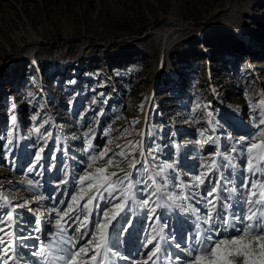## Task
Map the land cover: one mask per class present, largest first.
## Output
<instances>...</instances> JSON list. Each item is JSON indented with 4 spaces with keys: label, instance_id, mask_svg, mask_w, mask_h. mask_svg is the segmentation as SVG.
Instances as JSON below:
<instances>
[{
    "label": "rangeland",
    "instance_id": "1",
    "mask_svg": "<svg viewBox=\"0 0 264 264\" xmlns=\"http://www.w3.org/2000/svg\"><path fill=\"white\" fill-rule=\"evenodd\" d=\"M176 22L181 25L172 27ZM258 100L264 101V0H0V194L7 197L0 206V238L35 260L32 246L46 243L56 229L54 209L64 226L95 192L83 229L92 234L101 213L112 214V204L121 202L109 203L98 186L96 169L106 168L110 181L130 176L137 199H127L106 230L109 235L113 225L121 229L128 220L130 234L115 233L117 255L101 249L89 264L109 258L108 264H177L186 256L185 234L206 231L201 220L210 205L204 194L217 176L223 178L219 203L229 195L226 180L243 193L248 174L241 150L264 141L256 119L264 103ZM103 116L111 123L98 149ZM45 132L51 133L47 140ZM121 149L135 157V167L120 157L104 163ZM165 163L173 168L160 174L168 176L162 191L194 196L181 195L167 206L162 201L150 214L152 203L140 204L139 181L147 182ZM198 174L203 183L193 179ZM85 176L92 179H76ZM22 200L28 202L15 209L19 219L9 221L7 205ZM231 204L230 213L243 208L235 196ZM73 234L80 232L65 233ZM146 241L160 247L152 260Z\"/></svg>",
    "mask_w": 264,
    "mask_h": 264
},
{
    "label": "snow or ice",
    "instance_id": "2",
    "mask_svg": "<svg viewBox=\"0 0 264 264\" xmlns=\"http://www.w3.org/2000/svg\"><path fill=\"white\" fill-rule=\"evenodd\" d=\"M257 103H264V101L258 100ZM257 112V124L258 126H264V112L260 110H257ZM12 119L13 123H15V117ZM36 131L39 132V128ZM49 136H51L50 132L43 134L45 140ZM260 137H264V127H261ZM213 144H215V141H213ZM129 147H134V145H130ZM39 151H43V146ZM232 151L235 152L236 150L233 148ZM241 151L244 153L242 171L248 174L241 181L240 188L243 190V193L232 185L231 180H226L224 181V190L229 195L224 197L225 202L223 204L219 203V182L223 178L217 176V183L213 185L209 192L204 194L205 200L210 205V210L205 213L201 220L202 226L206 231L198 229L195 235L185 234L186 256L183 258L178 257L177 264H180L181 259L183 260V264H264V179L257 180L255 178L257 175L264 177V141L261 143H246ZM103 155L104 153H100L101 157ZM215 155H220L218 145L216 146ZM117 157H120L122 161H127L131 167H135V157L132 156L129 159V154H126L123 149L112 153L104 163L111 166ZM34 159L38 160L40 157L34 156ZM97 159L98 157L96 156L91 157L92 161H96ZM214 164L215 161L210 160L208 166L211 167ZM91 166V164L88 165V167ZM141 166L145 167L146 172L148 171L143 163ZM232 166L235 167L234 164ZM116 167H120V165L117 164ZM172 168L173 165L170 163L157 165L156 175H149L147 182L144 178H141L139 181V185L142 186L139 188V193L143 197L140 200V204L147 206L149 203H152L153 206L147 209L150 214L160 207L162 201L167 206L176 202L181 195L185 199L189 196H194L193 193L182 194L179 191L173 193L172 189H168V192L162 191V188L167 185L168 176L160 174L165 169ZM38 170L37 168L36 171ZM120 170L124 171L123 168H120ZM28 171L32 172L33 168L30 167ZM96 171L101 174L98 186L107 191L108 196L111 197L109 203L117 200L121 202L112 204V208L114 209L112 214L109 211L101 213V220L96 221L92 225V234L83 231V229H85L88 221L86 205L92 203L96 198L95 192L84 201L85 210L82 214L72 217L70 221H65L64 226L61 225L62 217L60 212L54 209L56 211V229L50 233L46 243L38 242L37 245L32 246L35 248V251L31 252L30 255L36 257L35 260H29L25 254L17 252L16 249L20 247L19 244L15 242L9 243L0 238V264H89L90 261L98 260V254L101 249H104L110 255H117L110 247L106 248V241L108 239L106 230L109 228V222L114 220L123 210L124 202L127 199H132L135 202L137 197L133 193V182L130 176L126 175L119 181H110L109 176L105 175L107 172L106 168H98ZM137 172H139V169H137ZM110 175L115 177L117 174L113 172ZM76 179L80 184H83L85 179L91 180L92 177L85 176L83 178L77 177ZM176 179L179 180V177ZM193 179L203 183L201 174L194 176ZM149 182L152 184L151 188H148ZM57 183L59 184L60 181ZM93 187L96 186L94 185ZM233 196L243 202V208L237 214L230 213ZM122 197L124 198L123 200H121ZM150 197L152 198L151 200L149 199ZM71 199L75 200L76 197H72ZM6 202L7 197L0 194V206ZM27 202V200H22L18 204H8L9 211L5 214L7 219L9 221L19 219V217L14 216L15 209L23 207ZM180 205L181 207H185L183 201H180ZM29 211L34 210L29 209ZM23 223L21 221V224ZM36 223V230L38 231L39 221L37 220ZM4 227L0 226V231H4ZM114 229L115 226L113 225L112 230ZM221 229L226 234L222 235ZM126 230L130 234L131 229L128 225V220L124 222V227L116 233L117 238H119L121 233H125ZM66 232H80V235L79 237H76L74 234L65 235ZM161 238L163 239V237ZM23 239H25L23 236L16 237V240L19 241ZM169 239L174 240L175 238L169 237ZM93 243H95V248H91ZM146 243L151 244L148 252L152 255L147 258L152 260L160 252V247L153 241H146ZM77 244H79V247H77ZM176 247H180L179 242H176ZM9 248H11V251H9ZM90 249L91 254H89ZM165 255L167 256V253Z\"/></svg>",
    "mask_w": 264,
    "mask_h": 264
},
{
    "label": "trees",
    "instance_id": "3",
    "mask_svg": "<svg viewBox=\"0 0 264 264\" xmlns=\"http://www.w3.org/2000/svg\"><path fill=\"white\" fill-rule=\"evenodd\" d=\"M101 127H100V130H99V133L95 139V143L94 145L98 148V149H102L104 147V145L106 144V137H103L102 134L104 132V130H106V128L109 126V124L111 123V120H109L107 118V116H103L102 118V121H101ZM57 168H59V166H57ZM204 192H206L204 190ZM227 196V195H226ZM120 230V228L116 229V233ZM114 239L116 238H113L112 240V243L114 242Z\"/></svg>",
    "mask_w": 264,
    "mask_h": 264
},
{
    "label": "bare ground",
    "instance_id": "4",
    "mask_svg": "<svg viewBox=\"0 0 264 264\" xmlns=\"http://www.w3.org/2000/svg\"><path fill=\"white\" fill-rule=\"evenodd\" d=\"M174 22V21H173ZM174 25H181V23H173V25H172V27L174 26Z\"/></svg>",
    "mask_w": 264,
    "mask_h": 264
}]
</instances>
